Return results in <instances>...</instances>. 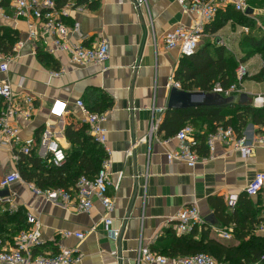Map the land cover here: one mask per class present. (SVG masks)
Here are the masks:
<instances>
[{
    "label": "crops",
    "instance_id": "0c3cea01",
    "mask_svg": "<svg viewBox=\"0 0 264 264\" xmlns=\"http://www.w3.org/2000/svg\"><path fill=\"white\" fill-rule=\"evenodd\" d=\"M136 1L94 0L73 7L64 20L69 26L77 22L79 29L71 31L69 41L91 45L104 37L109 42L111 56L103 64L79 66L66 53H53L60 65V75H55L57 70L41 61L37 52L40 49L49 53L51 38L32 44L27 40V19L13 16L0 19V26L17 30L26 42L10 62L9 71L0 72V80L10 81L20 100L24 96L34 99L32 117L25 119L18 115L15 119L21 138L33 145L32 154L49 157L52 141L66 154L71 151L72 145L65 135L67 122L73 119L84 122L76 100L82 99L95 111L100 105L112 102L105 126L111 149L110 194L115 203L111 216L113 227L121 228L120 236L113 239L108 235L104 208L97 200L90 212L79 211L73 205L64 206L37 194L31 183L23 179L9 186V193L13 195V206L23 208L26 215L34 214L42 223V243L36 252L55 253L60 245L79 244L84 259L77 264H138L136 258L142 246L168 256L174 239L172 231L182 235L176 228L175 216L181 208L193 204L199 206L212 238L226 244L240 243L233 234L230 239L215 235V226L226 229L230 226L217 217L213 199H222L227 206L230 197L239 199L255 174L264 171V148L257 146L251 155L244 157L231 145L218 141L213 157L205 158L210 152L204 136L211 131V125L202 122L196 137L200 144L205 143L204 148H199L203 159L194 168L183 161L167 159V151L176 149L178 143L173 136L169 143H161L170 137L160 131V125L168 110L176 70L185 55L177 48H166L164 38L178 26H191L194 16L178 0H147L141 8L135 6ZM233 1L206 26L198 50L204 46L224 47L241 61L248 74L241 92L232 94L237 97L234 105L242 103L243 94L249 96L250 100L244 102L250 104L255 94L264 93V79L254 78L264 65L263 57L258 52L249 55L253 49L250 36H261L264 32V0H249L250 10L246 13L249 21L254 22L252 26L226 15L227 11L241 12ZM12 2L4 0L10 14H13ZM57 2L61 5L64 0ZM218 21L223 25L213 32ZM57 99L68 103L67 114L60 118L50 112ZM153 123L159 126L156 132H151ZM261 130L262 126L249 121L243 134L255 142L263 134ZM15 170L18 169L13 153L0 147V177ZM257 198L258 195L252 197L255 202ZM4 213L0 210V216ZM20 226L26 227L27 221L21 224L7 221L1 234L11 241ZM65 231L89 233L79 242L74 235L64 236ZM259 233L264 235L262 231ZM201 236L199 231L197 238Z\"/></svg>",
    "mask_w": 264,
    "mask_h": 264
},
{
    "label": "built area",
    "instance_id": "2783aa9c",
    "mask_svg": "<svg viewBox=\"0 0 264 264\" xmlns=\"http://www.w3.org/2000/svg\"><path fill=\"white\" fill-rule=\"evenodd\" d=\"M94 0H64L63 4H58L57 0H13V14L7 12L4 0H0V19L25 18L28 24V38L32 44L46 41L51 38L52 45L48 47V52L53 54L64 52L68 54L70 60L79 66L88 64H103L111 56L109 42L102 37L92 43L85 45L82 42L71 43L69 34L72 30H78L79 24L76 22L69 26L65 22V17L70 10L81 4L90 3ZM179 3L194 16L193 24L189 27L178 26L169 31L164 38L165 47L168 49L177 48L182 55L190 56L199 47V42L207 24L212 23L217 14L222 11L230 0H178ZM234 6L241 12H246L249 7V0H234ZM147 4V0H137L135 6L141 8ZM26 42L19 39L13 46L12 52L8 55L0 51V72L9 71L10 62L19 55L21 48ZM61 71H55V75H60ZM248 74L247 69L240 65L237 70L238 81L229 88L224 89L220 84L215 87L224 95H232L241 92L242 82ZM180 87V83L173 81L171 86ZM0 98L4 101V108L0 115V147L7 148L13 153L15 161L21 155H31L33 145L31 142H24L20 135V128L15 123L18 115L25 119H30L35 111L34 99L31 96H24L22 100L14 93L12 84L8 80H0ZM251 104L254 107H264V93L255 94ZM75 105L81 110L83 121L88 125L89 134L94 142L98 143L106 152L99 171L94 176L81 175L76 184L69 189H40L34 183L31 187L37 194H42L48 200L58 201L64 206L73 205L77 210L90 212L95 207L97 200L104 208L103 221L108 235L117 239L121 234V228L113 227V217L111 213L115 209L114 200L110 194L112 181L110 178L111 149L108 146L107 128L105 121L108 118V111H93L82 99H78ZM50 112L55 117H63L68 112V103L57 99L53 102ZM158 124L153 123L151 132L158 130ZM177 141L176 149L167 151L169 161H183L190 168H194L202 158L199 153V140L196 137V129L191 123L185 124L173 137ZM171 140L166 138L161 143L167 144ZM224 142L231 145L233 149L239 151L242 156L248 157L255 147L264 148V133L259 135L255 142L249 140L244 134L238 136L232 127H219L206 137V145L210 154L205 158L213 157L216 142ZM49 163L61 166L66 162L67 154L59 147V144L52 141L49 144ZM23 180L18 170L12 171L0 177V191L13 183ZM264 189V171L255 174L251 182L246 186L245 192L249 196H257ZM238 203L236 196L230 197L228 205L235 207ZM5 208V206H7ZM0 210L14 213L18 209L13 206V195L0 194ZM176 228L179 233H191L196 226L205 224L200 208L197 204L184 207L175 216ZM27 226L20 229L12 240L5 239L0 232V264H77L84 259V253L79 244L74 247L60 245L55 253L36 252V248L42 243V223L34 214L28 212L26 215ZM232 227H214V233L218 238L230 239L232 237ZM264 232V224L259 228ZM89 232L86 231H65L64 236L74 235L79 242L84 240ZM117 255L116 252H113ZM138 264H224L218 262L214 257L206 253H198L187 256L170 257L153 251L148 246H142L136 258Z\"/></svg>",
    "mask_w": 264,
    "mask_h": 264
},
{
    "label": "trees",
    "instance_id": "16d2710c",
    "mask_svg": "<svg viewBox=\"0 0 264 264\" xmlns=\"http://www.w3.org/2000/svg\"><path fill=\"white\" fill-rule=\"evenodd\" d=\"M227 13L226 15L236 17L240 23L254 25L252 24L254 22L249 21L246 12L232 10ZM222 25V21L216 22L212 31L215 32ZM19 39L20 35L17 30L0 26V51L3 54L8 55L12 52L13 46ZM249 41L253 46L249 55L256 52L261 53L264 61V32L261 36H250ZM37 52L40 60L46 65L52 64L53 69L57 71L60 69L59 63L52 57V54L40 49ZM240 65L241 61L224 47L204 46L190 56L185 55L176 70L175 81L187 91L213 92L218 84L226 89L238 81L237 70ZM254 78L264 79V65ZM111 103L105 106L100 105L101 107L97 108L98 111H107ZM4 106V101L0 98V115ZM249 121L262 126L261 133H264V107H254L246 102L232 106L201 105L188 109H168L160 125V131H165L166 136L170 137L188 122L193 124L196 130L202 122H206L211 125V131L208 134L215 132L219 127H232L238 136H242ZM65 135L72 149L67 153L66 162L61 166L49 163V157L40 158L34 154L21 155L17 169L25 181L34 183L43 190L69 189L76 184L81 175L94 176L99 171L107 154L98 143L93 141L88 125L75 119L69 120ZM204 145L203 142L199 143L198 149L200 146L204 148ZM213 202H215L214 205L217 204L215 206L217 217L225 226L232 227L231 232L240 243L238 245L226 244L212 238L210 229L202 225L196 226L188 234L177 235L175 231H172L174 239L167 255L175 257L206 253L224 264H264V235L259 233V227L264 221L262 217L264 189L259 192L256 202L246 192L240 195L235 207L227 206L222 199L219 201L213 199ZM11 220L17 224L26 221L25 210L20 208L14 213L5 212L1 215L0 232L2 225ZM22 227L24 226H20L18 231L23 229ZM199 231L202 233L201 238H197Z\"/></svg>",
    "mask_w": 264,
    "mask_h": 264
},
{
    "label": "water",
    "instance_id": "95a60500",
    "mask_svg": "<svg viewBox=\"0 0 264 264\" xmlns=\"http://www.w3.org/2000/svg\"><path fill=\"white\" fill-rule=\"evenodd\" d=\"M241 99L242 102L250 100L247 94H243ZM236 103L235 95L227 96L215 90L213 92L187 91L173 85L169 93L168 109H188L201 105L232 106ZM0 194H9V187L1 190Z\"/></svg>",
    "mask_w": 264,
    "mask_h": 264
},
{
    "label": "rangeland",
    "instance_id": "374dc122",
    "mask_svg": "<svg viewBox=\"0 0 264 264\" xmlns=\"http://www.w3.org/2000/svg\"><path fill=\"white\" fill-rule=\"evenodd\" d=\"M253 55L255 54V53H252Z\"/></svg>",
    "mask_w": 264,
    "mask_h": 264
}]
</instances>
